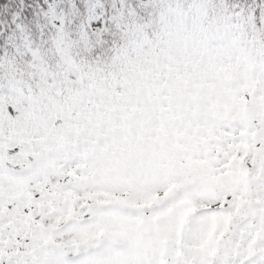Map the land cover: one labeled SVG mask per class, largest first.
<instances>
[{
	"label": "snow or ice",
	"instance_id": "snow-or-ice-1",
	"mask_svg": "<svg viewBox=\"0 0 264 264\" xmlns=\"http://www.w3.org/2000/svg\"><path fill=\"white\" fill-rule=\"evenodd\" d=\"M0 264H264V0H0Z\"/></svg>",
	"mask_w": 264,
	"mask_h": 264
}]
</instances>
